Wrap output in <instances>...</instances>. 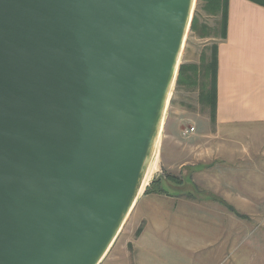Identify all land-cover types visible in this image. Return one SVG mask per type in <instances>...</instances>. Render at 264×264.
I'll use <instances>...</instances> for the list:
<instances>
[{"label": "water", "instance_id": "water-1", "mask_svg": "<svg viewBox=\"0 0 264 264\" xmlns=\"http://www.w3.org/2000/svg\"><path fill=\"white\" fill-rule=\"evenodd\" d=\"M195 0H0V264H99L157 146Z\"/></svg>", "mask_w": 264, "mask_h": 264}, {"label": "crops", "instance_id": "crops-1", "mask_svg": "<svg viewBox=\"0 0 264 264\" xmlns=\"http://www.w3.org/2000/svg\"><path fill=\"white\" fill-rule=\"evenodd\" d=\"M217 39L210 46L211 57L216 50L217 63L214 115L211 118L208 111L212 127L205 131L204 122L202 131L207 140L204 154L213 157L203 163L207 167L215 160L229 161L223 156L230 154L231 146L233 150L236 146L250 147L245 142H228L239 136L236 132L243 134L251 127L264 130V0H227L225 36ZM203 85L208 88V80ZM224 139L227 146L222 145ZM233 150L231 154L235 155ZM196 164H181L182 169L191 168L184 181L161 179L163 191L138 195L126 218L124 235L116 237L99 264H227L229 259L232 264H264V236L253 237L261 227L244 223L249 216L248 223L254 225L260 184H256V191H245L241 189L243 184L235 188L225 182L216 188L211 186L213 196L201 190L209 196L204 199L196 187L206 180L194 178ZM209 181L220 182L214 178ZM218 199L242 215L243 209L249 214L239 217Z\"/></svg>", "mask_w": 264, "mask_h": 264}, {"label": "rangeland", "instance_id": "rangeland-1", "mask_svg": "<svg viewBox=\"0 0 264 264\" xmlns=\"http://www.w3.org/2000/svg\"><path fill=\"white\" fill-rule=\"evenodd\" d=\"M205 5L206 0H195L194 2L192 18L194 15L196 16L198 29L194 32L190 29L187 31L181 50L182 54H180L179 57L178 67L181 64L191 63L201 65L203 59L207 62L210 61V46L213 42H217V38H219L221 34L220 13H214L212 10L207 9ZM205 54H207V56H205ZM201 79L200 75L198 80L199 83L196 85H190L187 81L183 82L179 87H176L175 83L173 84L163 117L159 141L156 146L155 154L147 169V173L149 170L148 180L143 186L141 194L144 193L145 187L158 179H167L168 177H172L173 180L171 181H184L187 179L191 168L189 169L190 171L188 167L183 169L180 168L182 163H198L196 164L197 170L194 178L203 181L206 180L204 183H199L196 187L200 194H202L201 190L204 189L203 191H208L211 196V191L213 190L211 186L216 188L218 185H222L225 182L235 185V188L236 185L243 184L244 187H241V189L245 191L251 189L256 191V184L259 183L260 203L259 209H256L258 211L257 217L253 219V226L248 223V221H250L249 216L247 219H244V223L251 228L256 224L260 226L261 228L255 231L253 237L262 238L264 236V130L251 127L247 130L244 129L243 134H241V132H236L239 136L230 138L228 142L233 145H237L238 142H245V144L250 145V147L248 148L246 146L243 149L244 146H236L233 150L231 146L228 148V153L230 154L223 156V158H227L229 161L215 160L213 161L214 163L208 165V167L205 166L203 163L213 160V157L204 154L203 148L207 140L203 136L204 133L202 131H204V128L205 131H207L212 126L208 122L209 110H207L202 101H199V93L203 84L201 83ZM204 122H206V125ZM190 126L195 127V132L192 135H183L182 132L184 129ZM170 132L172 134H170L168 138V133ZM222 141H224L222 145L227 146L225 139ZM214 147L220 149L219 145H214ZM231 150L235 151V155L231 154ZM166 154L169 156L165 159ZM216 162L218 163L215 164ZM191 177L193 178V176ZM210 178L217 179L220 182L216 184L212 183L209 181ZM190 179L189 177V180ZM186 184L188 185L189 182L186 181ZM163 188L166 189L165 186ZM191 192H193V190ZM249 194H252L251 191ZM201 196L204 199L209 197L204 194ZM219 202L227 204L224 200H219ZM230 206L234 208V206ZM235 210L238 211L237 209ZM243 211L244 216L245 214H249L245 212V209H243ZM125 227L126 220L119 232L118 239L124 235ZM100 264L103 263L101 262ZM227 264H232V260L229 259Z\"/></svg>", "mask_w": 264, "mask_h": 264}, {"label": "trees", "instance_id": "trees-1", "mask_svg": "<svg viewBox=\"0 0 264 264\" xmlns=\"http://www.w3.org/2000/svg\"><path fill=\"white\" fill-rule=\"evenodd\" d=\"M205 7L207 9L212 10L214 13H220V29L221 34L220 37L225 36L226 30V18H227V0H206ZM197 28V18L194 15L191 21L190 30L196 31ZM216 50L213 49L211 61L208 63H202L201 65L196 64H181L178 68L177 77L175 80L176 87H179L183 82L187 81L190 85H196L199 83V78L201 75V83L204 80H208V88H204L202 84L201 93H200V101L203 102L206 106H208L210 111V116L213 118V111L215 106V71H216ZM167 179L173 180L172 177H168ZM161 179L155 180L149 184L144 190V193L150 192H161L163 191L160 186ZM229 211L233 212L235 215L239 217H243L238 211H236L230 205L224 204Z\"/></svg>", "mask_w": 264, "mask_h": 264}, {"label": "built area", "instance_id": "built-area-1", "mask_svg": "<svg viewBox=\"0 0 264 264\" xmlns=\"http://www.w3.org/2000/svg\"><path fill=\"white\" fill-rule=\"evenodd\" d=\"M195 132V127L194 126H190L186 129H184V131L182 132L183 135H192Z\"/></svg>", "mask_w": 264, "mask_h": 264}, {"label": "bare ground", "instance_id": "bare-ground-1", "mask_svg": "<svg viewBox=\"0 0 264 264\" xmlns=\"http://www.w3.org/2000/svg\"><path fill=\"white\" fill-rule=\"evenodd\" d=\"M187 34V33H186ZM182 54V53H181ZM172 89V88H171ZM167 108V107H166ZM165 121V120H164ZM160 135V134H159ZM158 141H159V136H158V139H157ZM158 141H157V144H158ZM158 156V155H157ZM154 160H155V157H154ZM155 162V161H154ZM148 175H149V170H148V173H146V178H144V180H143V183H142V187H141V190H142V188H143V186L146 184V181L148 180L147 178H148ZM146 188V187H145ZM141 190H140V192H139V195L141 194Z\"/></svg>", "mask_w": 264, "mask_h": 264}]
</instances>
